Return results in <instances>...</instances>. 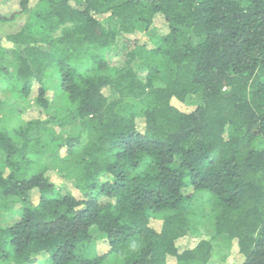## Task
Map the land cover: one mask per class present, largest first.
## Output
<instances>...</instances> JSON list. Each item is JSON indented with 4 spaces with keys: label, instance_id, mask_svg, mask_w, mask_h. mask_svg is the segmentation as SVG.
Wrapping results in <instances>:
<instances>
[{
    "label": "trees",
    "instance_id": "1",
    "mask_svg": "<svg viewBox=\"0 0 264 264\" xmlns=\"http://www.w3.org/2000/svg\"><path fill=\"white\" fill-rule=\"evenodd\" d=\"M35 1L20 0L26 24L0 37V76L44 110L55 76L66 106L48 122L79 124L87 142H53L78 155L76 193L60 195L23 168L35 124L18 142L0 129V211L20 206L0 226V264H212L213 239L177 247L200 237L199 195L241 264H264V0ZM137 34L151 47L125 40L122 61L107 62L105 50ZM194 97L191 112L174 105ZM98 239L104 254H93Z\"/></svg>",
    "mask_w": 264,
    "mask_h": 264
},
{
    "label": "rangeland",
    "instance_id": "2",
    "mask_svg": "<svg viewBox=\"0 0 264 264\" xmlns=\"http://www.w3.org/2000/svg\"><path fill=\"white\" fill-rule=\"evenodd\" d=\"M36 6V1L31 0L29 8ZM29 14L23 13L20 9V0H0V17L6 19L5 22H0V37L6 38L8 35L19 32L26 24ZM155 35L161 36L168 33L167 25L163 18L158 17L155 21ZM145 44L151 47L148 38L143 34L134 36H124L118 39L110 48L103 52L107 62L115 65L118 61H122V55L118 54L119 48L124 41ZM84 66V65H83ZM82 66V67H83ZM13 72L14 68L8 66ZM85 70L86 68H82ZM82 70V71H83ZM15 82V81H14ZM12 80L2 79L0 76V129L7 133L15 142L20 141V135L25 134V130L30 123H34L32 130L27 135L30 138V152L27 154L26 162H23V168L28 174L32 172H44L57 187L60 195H65L67 192L76 193L73 189L71 180L79 172L77 168V156H66L64 148H55V143L60 140L78 137L80 143L84 145L87 142V132L79 124L67 127H60L54 123L48 122L53 115L62 116L65 105V99L59 91L58 81L56 77L47 80L49 88L47 98L50 102L47 110L41 109L34 102V91L27 98H22L19 93V88ZM105 95L110 96V90L104 91ZM189 102L185 104L174 103V105L183 112H191L198 105L197 97L189 98ZM64 177V179L62 178ZM37 201V196H34ZM3 210L0 211V226L8 227L16 222L20 215V206L17 202L11 199L6 200ZM192 207L198 212L196 221V235L200 236L181 239L177 242V247L180 250L193 248L200 239H213L212 264H241L242 258L238 252L237 243L230 240L225 235H216L214 231L215 208L211 204L209 198L203 195L195 197ZM201 211V212H200ZM151 227L159 232L161 222L153 220ZM95 237H100L99 234H93ZM108 251L105 241L97 240L93 247V254L100 255ZM47 254H43L38 260H44ZM112 257L108 258L110 261ZM108 264H114L113 259ZM167 264H175V261L170 259Z\"/></svg>",
    "mask_w": 264,
    "mask_h": 264
}]
</instances>
